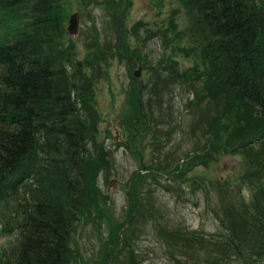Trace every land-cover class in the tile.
Wrapping results in <instances>:
<instances>
[{"label":"rangeland","instance_id":"1","mask_svg":"<svg viewBox=\"0 0 264 264\" xmlns=\"http://www.w3.org/2000/svg\"><path fill=\"white\" fill-rule=\"evenodd\" d=\"M58 7L66 31L80 14L78 32L60 41L77 63L68 70L90 127L89 183L69 264H132L134 251L139 264H198L199 246L189 250L171 234L220 230L212 208L221 193L233 194L239 140L261 135L264 122L246 106L238 114L224 98L207 97L204 85L174 80L196 66L178 48L180 0H59ZM227 121L239 129L236 144L214 136ZM250 194L241 186L232 196L239 211Z\"/></svg>","mask_w":264,"mask_h":264},{"label":"trees","instance_id":"2","mask_svg":"<svg viewBox=\"0 0 264 264\" xmlns=\"http://www.w3.org/2000/svg\"><path fill=\"white\" fill-rule=\"evenodd\" d=\"M180 1L186 18L178 48L196 66L174 80L204 85L206 96L224 98L238 114L246 106L264 122V0ZM58 2L0 0V264H69L85 206L90 127L68 70L77 63L60 41L68 30ZM233 134L239 129L227 121L214 136L231 145ZM239 142L233 194L221 193L212 208L220 230L171 234L189 250L199 246L202 264H264V132ZM241 186L251 196L239 211L231 198Z\"/></svg>","mask_w":264,"mask_h":264},{"label":"water","instance_id":"3","mask_svg":"<svg viewBox=\"0 0 264 264\" xmlns=\"http://www.w3.org/2000/svg\"><path fill=\"white\" fill-rule=\"evenodd\" d=\"M79 27H80V14L78 12H75L70 16L67 30L70 34H76L79 30ZM140 75H141V67L136 71H134V76L136 79L139 78Z\"/></svg>","mask_w":264,"mask_h":264},{"label":"flooded vegetation","instance_id":"4","mask_svg":"<svg viewBox=\"0 0 264 264\" xmlns=\"http://www.w3.org/2000/svg\"><path fill=\"white\" fill-rule=\"evenodd\" d=\"M136 81H139V78H137ZM140 84H141V82H140ZM140 104H141V103H140Z\"/></svg>","mask_w":264,"mask_h":264}]
</instances>
